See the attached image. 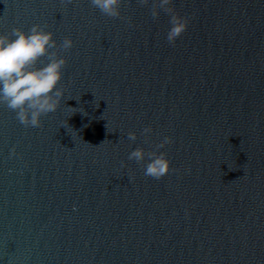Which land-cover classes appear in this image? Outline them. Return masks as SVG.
Listing matches in <instances>:
<instances>
[{
  "label": "water",
  "instance_id": "95a60500",
  "mask_svg": "<svg viewBox=\"0 0 264 264\" xmlns=\"http://www.w3.org/2000/svg\"><path fill=\"white\" fill-rule=\"evenodd\" d=\"M173 7L189 21L174 46L151 3L113 19L90 0H0V34L73 41L41 127L0 105V264H264V0ZM165 136L178 172L156 180L128 154Z\"/></svg>",
  "mask_w": 264,
  "mask_h": 264
},
{
  "label": "clouds",
  "instance_id": "9594fccd",
  "mask_svg": "<svg viewBox=\"0 0 264 264\" xmlns=\"http://www.w3.org/2000/svg\"><path fill=\"white\" fill-rule=\"evenodd\" d=\"M74 2L75 0H61L64 5ZM124 3L125 0H90V4L101 14L113 19L121 18ZM136 3L143 7L151 3L154 21L159 19L161 10L169 15L171 26L166 35L169 45L174 46L187 31L189 21L176 13L173 0H136ZM46 28L47 25L35 24L28 31L13 28L8 34H0V105L15 112L16 119L25 127H41V117L55 112L63 98V88L58 85L62 80L67 58L61 53L69 51L73 47V41L70 37H65L58 44L54 33ZM152 131L151 126L142 130L145 143L149 142ZM127 136L130 141L137 139L135 132H129ZM172 143L173 138L165 136L155 145L156 150L146 152L137 147L128 154V160H135L140 164L145 176L160 180L170 173L178 172V169L171 167L167 153L159 151ZM17 155L14 146L10 150V157Z\"/></svg>",
  "mask_w": 264,
  "mask_h": 264
}]
</instances>
